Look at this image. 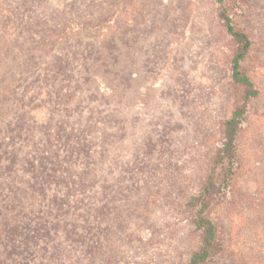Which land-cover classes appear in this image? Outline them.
<instances>
[{
    "label": "rangeland",
    "instance_id": "1",
    "mask_svg": "<svg viewBox=\"0 0 264 264\" xmlns=\"http://www.w3.org/2000/svg\"><path fill=\"white\" fill-rule=\"evenodd\" d=\"M233 18L259 95L209 264H264V211L235 191L264 203V0ZM234 48L217 0H0V264H187L189 201L242 99Z\"/></svg>",
    "mask_w": 264,
    "mask_h": 264
},
{
    "label": "trees",
    "instance_id": "2",
    "mask_svg": "<svg viewBox=\"0 0 264 264\" xmlns=\"http://www.w3.org/2000/svg\"><path fill=\"white\" fill-rule=\"evenodd\" d=\"M217 2L218 17L235 44L231 81L234 86L242 87L243 94L241 102L224 122L222 145L212 160V166L203 186L189 201L190 206L195 210L192 222L194 230L199 234V244L192 251L187 264H209L224 251V244L220 239L218 226L212 213L216 206L222 204L224 201L222 199L230 192L231 184L237 182L243 171L237 139L246 118L249 103L259 95L258 89L242 65L253 44L251 36L244 28L238 27L233 18V11L245 0H217ZM245 188L246 186L241 183L236 186L237 201L241 205L239 210L251 212L249 216L252 213L260 214L264 211L263 201L262 205L256 203L250 198ZM259 196L262 200V195L259 194Z\"/></svg>",
    "mask_w": 264,
    "mask_h": 264
}]
</instances>
